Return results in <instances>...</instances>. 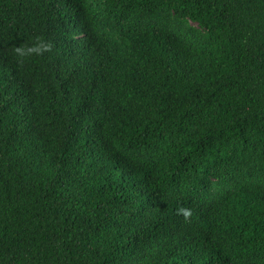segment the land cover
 Instances as JSON below:
<instances>
[{
  "label": "trees",
  "instance_id": "obj_1",
  "mask_svg": "<svg viewBox=\"0 0 264 264\" xmlns=\"http://www.w3.org/2000/svg\"><path fill=\"white\" fill-rule=\"evenodd\" d=\"M0 264H264V0H0Z\"/></svg>",
  "mask_w": 264,
  "mask_h": 264
}]
</instances>
